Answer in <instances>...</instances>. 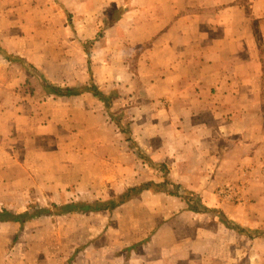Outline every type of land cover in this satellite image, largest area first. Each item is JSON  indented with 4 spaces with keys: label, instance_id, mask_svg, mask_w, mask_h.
I'll use <instances>...</instances> for the list:
<instances>
[{
    "label": "crops",
    "instance_id": "obj_1",
    "mask_svg": "<svg viewBox=\"0 0 264 264\" xmlns=\"http://www.w3.org/2000/svg\"><path fill=\"white\" fill-rule=\"evenodd\" d=\"M117 2L125 8L123 18L108 27L107 36L117 32L130 43L119 45L118 59H103L100 69L95 61L78 60L65 77L40 67L52 82L92 80L104 93L118 91L114 100H133L123 110L133 122L136 145L167 163L170 172L164 176L146 166L88 90L35 98L24 86L25 72L0 74V204L30 190L44 195L49 188L56 196L74 180L119 187L142 177L170 180L171 174L214 201L210 206H219L226 220L202 226L186 202L175 205L170 195V211L149 236H120L114 253L101 254L99 263L87 251V264H264V235H252L255 228L264 230V202L258 199L264 196V0ZM8 25L0 19V43L6 52L25 56L27 47L10 44ZM103 123L106 139L95 131ZM241 179L255 204L216 200L217 181ZM12 222L24 225L0 220ZM109 230L94 243L104 244ZM136 243L129 255L116 252ZM7 257L0 255V263L15 264Z\"/></svg>",
    "mask_w": 264,
    "mask_h": 264
},
{
    "label": "rangeland",
    "instance_id": "obj_2",
    "mask_svg": "<svg viewBox=\"0 0 264 264\" xmlns=\"http://www.w3.org/2000/svg\"><path fill=\"white\" fill-rule=\"evenodd\" d=\"M105 2L103 0H4V2L0 0V19L4 17L9 24L10 44L14 47L28 48L26 55L23 56L14 51L6 52L0 43V74L25 72L27 79L24 86L35 98H43L49 94L60 95L75 90H88L96 98L97 110L103 112L104 119L109 116L111 122L117 124L114 125L115 131L119 132L123 140L125 139L136 154L143 158L146 166L159 170L165 176L170 172L167 163L152 160L134 141L133 122L129 114L124 112L125 109L130 108L133 100L125 102L114 100V97L119 95L118 91L104 93L101 86L94 84L92 80L86 84L66 85L52 82V79L47 77L46 72L49 70L55 72V76L65 77L66 69L68 70L72 64L77 65L78 60L95 61L100 69L103 59H108L109 56L114 58V54L116 58L118 57L120 44H130L126 41L125 35L119 37L113 34L117 32L112 31L107 36L108 27H114L122 21L125 8L117 0L106 4ZM128 22L129 20L125 21ZM130 63L133 65L134 60L132 59ZM41 65L48 70L45 72ZM99 84L101 85L100 82ZM36 101L32 100L33 103ZM102 127L103 129L97 127L95 131L106 139L105 136L109 132L104 130V123ZM150 180L162 181L152 177H142L135 185L126 184L117 187L112 181L74 180L56 196L49 188L44 195L41 194V190V193L36 195L31 193V190L28 194L19 193L11 197L6 204L3 202L0 204L1 208L14 211L20 216V222H24L23 226L13 222L0 224V250H4L0 251V255L8 256L9 262L15 264H24V260L27 264H42V262L87 264V251L90 250V253L95 254L94 262L97 263V258L100 261L103 257L101 254L114 253L120 236L124 235L127 241L133 240L141 231L143 235L149 236L150 227L163 219L167 209L170 211L171 194L147 189L139 193L132 191L128 199L117 204L121 196L128 194L129 187ZM165 180L169 181L166 178ZM170 181L173 185L171 187L179 194L172 195L175 205L186 202L185 206L198 215L199 224L202 226L207 225L211 220H216L211 216L212 210H204L206 207L219 208V206H210L214 205V201H208L206 195H200L184 187L171 174ZM260 182L264 186L262 181ZM248 184V181L243 179L237 182L217 181L212 192L215 193L216 200L224 199L227 203L242 202V205L255 204L257 199H250L245 193ZM250 187L252 188V185ZM144 191L146 193L143 194ZM258 199L264 202V196ZM102 201L111 207L88 211L75 210L68 213H61L60 210V206L68 202L93 205ZM25 211L27 213L23 214ZM111 221H114L113 224ZM107 227H110L108 231L110 237L104 244L98 246L93 240H101L103 236H107L105 233ZM111 230L114 232L111 233ZM134 231L138 232L135 234ZM7 235L9 238L6 239ZM252 235H264V230L255 228L252 230ZM122 239L124 240V237ZM133 246L121 248L116 252L129 255ZM43 257L46 259L43 260Z\"/></svg>",
    "mask_w": 264,
    "mask_h": 264
},
{
    "label": "trees",
    "instance_id": "obj_3",
    "mask_svg": "<svg viewBox=\"0 0 264 264\" xmlns=\"http://www.w3.org/2000/svg\"><path fill=\"white\" fill-rule=\"evenodd\" d=\"M246 2H247V0H246ZM259 45H260V50L263 54L264 45L262 42H260ZM167 180H169V179H167ZM169 184H170V186H169ZM171 186H173V185H172V182L170 180L169 181H166V180L165 181H159V182L152 181V180L144 181V182L140 183L138 186L129 187L127 190L128 194H126L125 196H121L120 201L117 204H121L126 199H128L131 196L132 191L139 193L140 191L145 190V189L150 190L152 192H166V193L171 194V195H179ZM134 195H136V194H134ZM110 207H111L110 205L103 203V201L102 202H96L93 205L89 204V203L68 202V203L62 204L60 206V210H61V213H68V212H73L75 210L88 211V210H92V209L93 210H99V209H106V208H110ZM207 209L209 211L212 210V212H211L212 217H215L216 219L226 220V218L222 217V213L217 212L216 209H210V208L206 207L204 210H207ZM193 210H195V209H193ZM26 213L27 212L25 211L23 214H26ZM7 219L21 221L20 216H17L14 212L8 211L6 209L0 210V220H7ZM133 247H135V245Z\"/></svg>",
    "mask_w": 264,
    "mask_h": 264
}]
</instances>
